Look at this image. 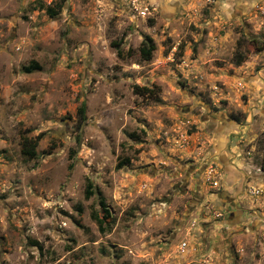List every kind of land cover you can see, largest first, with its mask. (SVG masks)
Masks as SVG:
<instances>
[{
  "label": "rangeland",
  "instance_id": "374dc122",
  "mask_svg": "<svg viewBox=\"0 0 264 264\" xmlns=\"http://www.w3.org/2000/svg\"><path fill=\"white\" fill-rule=\"evenodd\" d=\"M0 264H264V0H0Z\"/></svg>",
  "mask_w": 264,
  "mask_h": 264
},
{
  "label": "trees",
  "instance_id": "16d2710c",
  "mask_svg": "<svg viewBox=\"0 0 264 264\" xmlns=\"http://www.w3.org/2000/svg\"><path fill=\"white\" fill-rule=\"evenodd\" d=\"M46 11L50 16H55L57 14V10L53 8L52 6H47ZM113 44L117 47V53L120 57H124V55L129 54L130 50L127 52H124V49L120 46V43L118 41H113ZM156 48L155 42L153 38L150 35H146L145 38L142 40L141 45L139 47V52L142 58L144 59H150L154 49ZM244 60V56L241 53L236 54V63H241ZM40 68L39 64L37 62H34L30 66H26V71H31L32 69ZM85 112H86V104L82 103L79 107V113L81 115V118H85ZM39 135L36 137L28 136L26 134L21 135V151L24 155L27 157H35L37 154V145H38ZM92 183L89 181L86 186L85 195L86 197H89L93 192ZM100 204L102 205V209L104 211V216L100 217L96 212L92 213L93 218L97 221L98 225L100 226V229H104V221L105 217L109 215V209L106 207L103 199H101Z\"/></svg>",
  "mask_w": 264,
  "mask_h": 264
}]
</instances>
